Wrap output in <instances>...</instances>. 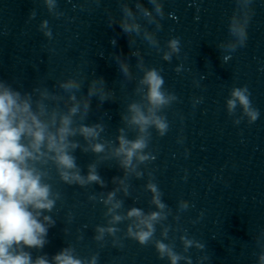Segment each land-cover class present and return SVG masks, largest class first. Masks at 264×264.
<instances>
[{
  "label": "clouds",
  "instance_id": "9594fccd",
  "mask_svg": "<svg viewBox=\"0 0 264 264\" xmlns=\"http://www.w3.org/2000/svg\"><path fill=\"white\" fill-rule=\"evenodd\" d=\"M99 2L96 0L97 5ZM42 3L54 18L59 19L64 15L58 8V0H42ZM253 3L254 0H235L236 7L228 24L230 38L217 45L219 50L229 53L220 57L222 66L231 59L230 53L247 44V29L254 13ZM147 4L151 7L146 6L143 0H119L120 18L109 14L107 21L109 27L118 24L128 37L129 55L125 56L122 52L112 55L122 76L127 80L134 79L129 57L136 58V67L142 72L134 89L139 99L129 103L125 113L120 114L124 127L117 129L118 135L114 141L103 138L104 124L84 123L91 111L93 97L98 99V107L105 101H115L116 93L107 86L103 77H94L88 84L87 94L79 96L77 93L81 92L83 81L75 77L58 82V87L66 95L51 92L47 87L22 92L0 80V264H98L99 253L81 257L70 245L51 257L46 253L34 257L33 251L41 252L48 243V231L56 222L50 213L61 199V194L53 191L50 183L52 176L49 165L54 167L64 184L80 187L95 184L105 188L107 184L98 172V163L112 160L123 171V176L112 178L116 187L107 193L101 192L99 197L89 196L92 201L99 199L106 209V223L94 229L93 239L101 247L106 237L112 238L113 247H123L117 233L121 231L118 225L126 223L124 238L134 240L142 247L152 244L158 258L167 259L168 264H181L182 261L193 264L191 257L184 253L193 247L198 250L205 248V244L187 234L179 237L183 252H177L174 243L165 242L169 239L171 226L164 222L169 216L179 221L178 213L186 211L190 205L187 200L181 199L178 213L173 215L172 209L162 200L163 193L153 182L151 172L144 187L151 194L149 204L155 210L145 211L136 206L123 210L124 200L118 198V193L129 196V178H142L144 173L140 166L155 159L147 151L152 139L151 130L154 129L158 136L166 135L169 122L163 112L178 99L165 87L161 70L147 66L140 49L132 47L136 42L135 37H140L155 48L164 61L170 63L173 56L179 57V37L167 40L163 48L157 37L166 15L163 0H147ZM35 16L36 11L32 10L29 19ZM150 25L154 28H150ZM38 30L52 40L48 20H42ZM111 44L115 46L116 39H112ZM100 55L103 56V53ZM183 70V64L174 69L178 74ZM205 78L201 76V79ZM193 83L200 86L199 81ZM202 102V96L192 98L194 108ZM225 108L227 114L234 117V125H239L245 119L248 124H253L260 116L246 85L231 88ZM127 130L134 131L135 137L129 139ZM178 142L182 143V140ZM77 149L98 157L97 162L87 165L86 174H82L77 164L74 155ZM157 225L161 228L159 239L155 238ZM64 231L67 232L66 229ZM255 243L259 248L256 264H264V231L255 237ZM208 259V256L200 257L199 264Z\"/></svg>",
  "mask_w": 264,
  "mask_h": 264
}]
</instances>
